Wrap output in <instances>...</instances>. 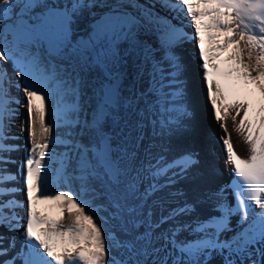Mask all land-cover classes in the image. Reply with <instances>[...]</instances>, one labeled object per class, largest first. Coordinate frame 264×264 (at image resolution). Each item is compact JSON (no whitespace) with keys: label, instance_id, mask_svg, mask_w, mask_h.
Instances as JSON below:
<instances>
[{"label":"snow or ice","instance_id":"6c2138e0","mask_svg":"<svg viewBox=\"0 0 264 264\" xmlns=\"http://www.w3.org/2000/svg\"><path fill=\"white\" fill-rule=\"evenodd\" d=\"M181 14L214 117L226 134L232 121L249 153L223 138L235 178L190 194L172 189L195 185L197 154L145 144L148 125L161 140L188 130ZM20 108L29 144L20 187L0 168V264H264V0H0V164L18 148ZM20 229L16 249L6 233Z\"/></svg>","mask_w":264,"mask_h":264},{"label":"bare ground","instance_id":"6f19581e","mask_svg":"<svg viewBox=\"0 0 264 264\" xmlns=\"http://www.w3.org/2000/svg\"><path fill=\"white\" fill-rule=\"evenodd\" d=\"M183 20L187 24L188 34H190V38L185 40L182 44L175 48V53L180 57V61L183 65V72L180 76V79L184 82V92H185V102L189 111L191 112V117L188 120V130L185 131L182 135L178 137H174L171 141L161 140L158 137H153L152 128L148 125L145 128L146 140L145 144L149 142H153L157 145V150L160 143H172L174 145L173 151L169 153V158L175 155L179 151H192L197 154V158L199 159V165L194 169V172L197 174V180L195 181V185H193L190 181H177V183L173 187V191L176 190H185L189 191L193 186L199 189H211L215 190L219 187H223L232 182L235 178L233 175L232 167L226 162V148L223 144V138L230 137L231 142L233 144L234 150L240 155L242 158H247L248 150L247 145L243 143L242 138L235 133L233 130L232 121L229 119L227 121V134L224 129L221 128L220 123L216 121L214 117V109L211 105L210 98L208 96V89L206 82L204 80L202 68V59L198 56L199 48L194 39L191 37L194 35V29L191 27L190 18H186L183 16ZM148 33L145 34L144 40L147 44H149L154 50L157 51V38L154 34H150L148 37ZM223 55V54H221ZM213 63H218V61H213ZM223 67L224 65H219ZM7 69H9L10 75L16 78L13 72V69L10 64L6 65ZM147 70L150 72V65L147 66ZM132 71V69H130ZM149 76H144L143 84L141 85L144 88L148 87ZM131 82V77L126 83ZM15 95L23 99L20 93L15 91ZM27 113L24 108L19 109V116L16 118L15 125L12 130V134L19 137V139L11 141L12 143H17L18 146L16 151L10 153L6 160L7 162L4 164H0V168L6 169V174L9 173L12 168L15 170L17 175V188L20 187L19 175L21 172V164L23 163L22 155L25 150L24 147H27L29 141L27 139V133L20 132V125L23 121L26 120ZM213 134H216V137L213 138ZM210 145L213 147L212 152H210ZM61 149L58 147L57 151ZM218 159L216 162L215 160ZM215 161V162H214ZM218 166L222 167L223 175L217 177L215 174L214 167ZM222 165V166H221ZM24 200H26V193L20 192ZM161 196H164L165 193H160ZM228 200L230 204H234V200L232 196L228 195ZM177 201L169 200L168 205L165 207V211H167V207H175ZM44 207V206H41ZM258 209V208H257ZM259 211V209L257 210ZM55 214V213H53ZM159 214V211L158 213ZM198 214L201 219L206 218L209 214H213L208 206H205L198 210ZM193 219V217H179L178 220L180 222H187ZM237 221V217H233L231 220V224L235 227ZM69 222L67 219L65 223ZM169 225H164L163 227H168ZM22 229L16 230L13 233H6L10 238L12 236L15 237L16 240V249L20 248L21 245V236ZM0 233H5V230L0 228ZM233 233H228L230 236ZM183 235H187L184 233ZM191 238V237H188ZM214 264H221V261Z\"/></svg>","mask_w":264,"mask_h":264},{"label":"rangeland","instance_id":"374dc122","mask_svg":"<svg viewBox=\"0 0 264 264\" xmlns=\"http://www.w3.org/2000/svg\"><path fill=\"white\" fill-rule=\"evenodd\" d=\"M254 208H255V206H254ZM255 210L257 211L258 209H257V208H255ZM219 260H220V258H219V257H216V259H215L214 261H212V264H214V263L218 262Z\"/></svg>","mask_w":264,"mask_h":264}]
</instances>
